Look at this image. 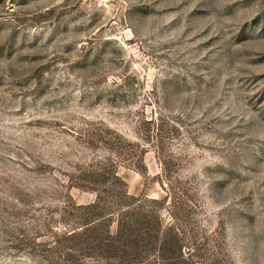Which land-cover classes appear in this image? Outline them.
<instances>
[{"label": "rangeland", "instance_id": "rangeland-1", "mask_svg": "<svg viewBox=\"0 0 264 264\" xmlns=\"http://www.w3.org/2000/svg\"><path fill=\"white\" fill-rule=\"evenodd\" d=\"M0 264H264V0H0Z\"/></svg>", "mask_w": 264, "mask_h": 264}, {"label": "trees", "instance_id": "trees-1", "mask_svg": "<svg viewBox=\"0 0 264 264\" xmlns=\"http://www.w3.org/2000/svg\"><path fill=\"white\" fill-rule=\"evenodd\" d=\"M131 221L132 220H130L128 224L119 223L116 226L115 232L114 231L111 232L112 233L114 232V234L116 235L115 239L117 241H121L122 239H124L123 235L127 234L125 237L126 239H124V241H126L129 245H131L130 248H133L132 250L134 255H137L139 253L137 247L141 246V242L145 243V242L154 241V234H152L151 231H147V229L145 228L142 229L143 231L140 228H136ZM136 229H138L139 232L135 231ZM155 238H157V236H155Z\"/></svg>", "mask_w": 264, "mask_h": 264}]
</instances>
